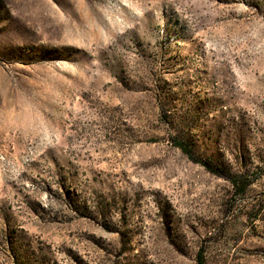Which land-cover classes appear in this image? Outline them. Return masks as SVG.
I'll return each mask as SVG.
<instances>
[{
    "label": "rangeland",
    "instance_id": "obj_1",
    "mask_svg": "<svg viewBox=\"0 0 264 264\" xmlns=\"http://www.w3.org/2000/svg\"><path fill=\"white\" fill-rule=\"evenodd\" d=\"M200 253L264 264V0H0V264Z\"/></svg>",
    "mask_w": 264,
    "mask_h": 264
},
{
    "label": "trees",
    "instance_id": "obj_2",
    "mask_svg": "<svg viewBox=\"0 0 264 264\" xmlns=\"http://www.w3.org/2000/svg\"><path fill=\"white\" fill-rule=\"evenodd\" d=\"M174 142H175L176 146L179 147L184 153H186L191 160H193L195 162H200L199 159H197L195 157L192 148L189 146V144L185 140L176 138ZM201 162H203V164H205L207 166V168H209V170H211L213 172H216V171H214V169H213L211 164H209V163H207L205 161H201ZM238 177H242V176L241 175H239V176L235 175V177H233L231 180H232L234 185L238 186L239 193H242V192L245 191L246 184L242 183L241 185H239ZM198 264H205V261H204L203 256H202L201 253L199 254V262H198Z\"/></svg>",
    "mask_w": 264,
    "mask_h": 264
}]
</instances>
